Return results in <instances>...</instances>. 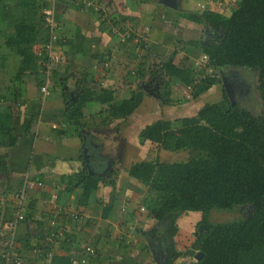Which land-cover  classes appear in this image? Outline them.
I'll return each mask as SVG.
<instances>
[{
  "label": "crops",
  "instance_id": "crops-1",
  "mask_svg": "<svg viewBox=\"0 0 264 264\" xmlns=\"http://www.w3.org/2000/svg\"><path fill=\"white\" fill-rule=\"evenodd\" d=\"M83 1H88L89 5ZM185 1V7L174 0L170 6L161 9L158 0H58L55 7L57 40L53 52L59 60L49 72L50 95L46 97L40 92L46 82L45 54L42 53L46 43L37 40L32 47L37 70L20 72L21 57L6 45V39L13 31L11 23L9 20L0 22V110H9L12 123L19 131L17 123L24 116L35 118L28 134L21 132L13 147L0 149L7 153L8 165L7 174L0 173L3 176L0 193L14 194L25 178L42 182L41 187L27 193L26 208L34 215L43 214V220L22 221L14 233L15 251L25 263L50 264L53 256H59L71 264H157L155 257L162 255L164 261L171 245L173 251L181 254L172 264L194 262V255L199 250L189 251L195 243L190 234H196L192 228L201 225L202 214L183 213L176 221L177 234L170 237L167 224L150 218L142 205L146 187L128 175L131 165L150 161L136 160L146 146L158 150V158H168L173 153L141 138L140 132L157 121L173 123L191 117L183 114L191 105H200L204 98L192 100L186 96L187 99L180 101L172 91L171 100L161 101L158 95L148 93L150 88L146 87L153 75L148 68L158 59L165 39L175 33L171 24L177 19L169 15V9H174L173 4V7L178 6L179 15L181 11H190L192 3H196V10L197 5H204L201 4L203 0H194L189 5L188 0ZM15 3L16 0H0L6 10L15 8ZM36 4L41 7L37 1ZM135 6L136 10L131 11ZM131 25L137 34L135 30L127 29ZM142 30H146L147 42L140 51L143 42L137 38ZM106 56L110 61L109 67L104 69L101 63ZM41 75L44 82L40 86ZM61 79L64 82L59 86ZM155 82L154 78L152 85ZM221 89L216 84L207 92L220 101L221 92L219 98L216 95ZM138 90L143 96L130 116H108L110 105L130 98ZM81 91L92 93V96L84 108L83 128L79 130L67 123L65 105L67 101H74ZM113 123L118 135L109 140V125ZM174 132L176 136L186 134L184 130ZM111 142L115 146L110 153L107 147ZM158 158L155 160L159 161ZM82 162L89 172L103 178L94 191L86 192L83 187L75 186L69 188L64 180ZM112 170L117 173L113 178L114 187L107 184L109 178L106 177ZM10 203L12 210L5 206L0 219V254L6 239L10 238L8 232L1 230L3 223L12 219V200ZM55 204L73 207L78 218L58 215L55 217L56 229L49 231V227H55L47 220ZM50 232L56 237L47 241ZM182 235H188L185 247L181 243ZM87 247L92 248L93 255L86 252ZM188 255L192 261H178L189 258Z\"/></svg>",
  "mask_w": 264,
  "mask_h": 264
},
{
  "label": "trees",
  "instance_id": "trees-1",
  "mask_svg": "<svg viewBox=\"0 0 264 264\" xmlns=\"http://www.w3.org/2000/svg\"><path fill=\"white\" fill-rule=\"evenodd\" d=\"M210 1L202 10L179 13L182 20L211 31L209 40L186 42L199 49L207 61L203 66L187 68L174 63L172 55L152 72L159 86L156 94L161 101L171 100L172 92L165 88L177 83L190 90L192 100H198L212 86H221L220 70L246 68L256 72V89L264 103V0H234L235 8L228 15L217 12ZM15 6L6 10L0 4V22L9 20L13 29L6 45L21 57L20 72L35 71L37 58L32 47L37 40L44 44L49 39L42 8L36 0H16ZM205 69L211 74L205 75ZM41 76L40 86L44 82ZM59 82L61 86L64 80ZM220 92V101L204 104L196 115L173 123L157 121L140 132L141 138L165 151H187L186 159L164 164L157 160L138 162L129 167L128 175L146 187L142 205L150 218L167 224L170 237L177 234L176 221L183 213L200 212L199 224H209L206 233L196 229L198 239L193 248L203 254L190 264H264V116L253 115L241 104L231 102L223 89ZM91 96L81 91L74 101L66 102L68 124L83 128L84 108ZM142 96L138 90L130 98L113 103L108 116H130ZM34 122L35 118L24 116L17 123L19 131L9 110H0V149L13 147L19 134H28ZM176 129L186 134L176 136ZM81 164L64 177L65 182L69 188L96 190L103 178L89 172L85 162ZM7 172V153L0 152V173ZM116 175L113 170L107 173L109 186L114 187ZM238 208L242 210L237 220L211 223L207 219L213 210ZM8 209L12 210V203ZM29 219L35 220L34 214L25 207L24 221ZM56 227H49V231ZM173 248L171 245L163 264H172L181 255ZM61 262L71 264L59 256H53L50 264Z\"/></svg>",
  "mask_w": 264,
  "mask_h": 264
},
{
  "label": "rangeland",
  "instance_id": "rangeland-1",
  "mask_svg": "<svg viewBox=\"0 0 264 264\" xmlns=\"http://www.w3.org/2000/svg\"><path fill=\"white\" fill-rule=\"evenodd\" d=\"M163 1L165 0H158V5L161 7V9H164L166 6V4H163ZM170 2L168 3H172L174 2V0H168ZM177 1V0H176ZM182 1V3H181ZM204 4L208 1V0H203ZM162 2V3H161ZM178 2L183 5L184 7L186 6V1L185 0H178ZM185 2V3H184ZM194 2V0H188V5L190 3ZM103 3V1H102ZM106 4V2H105ZM109 4V2H108ZM171 5V4H170ZM169 5V6H170ZM204 5H197V8H199V10H202L204 8ZM212 8H216L217 12H221L224 13L225 15H228L234 8V0H211L210 4H209ZM110 6V4H109ZM174 4L172 5V8L174 9H169L170 10V14L172 17H174L175 19H177V21L174 24H171V27L174 29L175 33L173 35H169V37H167L163 43V48L162 51L160 52V54L156 57V60L154 65L149 67L148 69H150L151 71H155L159 65L165 61H167L172 55H173V61L174 63H176L179 66H184L187 68H192V67H200L204 65V62H202L203 59V55L201 54L199 49H194L190 46L186 45V42L191 41V40H200V39H204V40H209L212 37L211 31L209 29H207L204 26L201 25H197V24H189V22L185 21V20H180L179 19V15L178 12L179 7H173ZM192 8L189 7L190 11H195L196 10V3L193 5L192 3ZM164 7V8H162ZM182 8V7H181ZM136 10V6L131 10V11H135ZM188 10V9H187ZM152 11H153V7H152ZM168 12V11H167ZM177 27V28H176ZM127 29L129 30H135L134 32L137 34V31L134 27L128 26ZM146 30H142L140 37L137 38L140 41L142 40V44L140 45V51L142 49H144L143 45H146V34H145ZM139 33V32H138ZM139 35V34H138ZM143 46V47H142ZM137 53V52H136ZM175 53V54H174ZM152 60V61H154ZM157 66V68H156ZM203 68V67H202ZM223 71L224 75H228L231 74L232 78L235 79V82H237L238 84H240L243 89L241 90L242 92L237 94V102L239 104H241L244 108H246L248 111H250L253 115L256 116H264V103L263 101L259 98V94L258 91L256 89L257 87V75L256 72L250 70V69H241V68H236V69H229L226 68ZM204 74L205 75H209L211 74L210 70H204ZM220 72H219V76H220ZM164 82H170L168 78H164L163 79ZM168 88V89H167ZM165 90L167 92L169 91H173L174 93V97L179 96L180 97V101L187 99L186 96H189L190 94V90L188 88H185L183 86H180L177 83H169L168 86L165 88ZM164 90V91H165ZM208 95V96H206ZM206 95H203L204 98L201 99L200 101V105L203 106L204 104L207 103H213L215 102L217 99H214V95L207 92ZM219 93L218 95H216V98H219ZM212 98V99H211ZM234 98V97H233ZM188 101V100H187ZM199 104L196 105H191V107L187 110L186 114H183V116H194L196 115L198 109L201 107ZM109 130L110 133L107 134V139L112 140L115 136L118 135L117 131H115V124L113 123V125H109ZM178 135H180L178 133ZM112 146L114 147L115 145L111 143H109L108 147H107V151H109L111 153L112 150H114V148H112ZM146 150L142 151V155L137 157L136 160H147L149 159L150 161H154L156 159V157H159V151L154 150L153 146H146L145 148ZM151 152L150 154L148 153L149 151ZM140 155V154H139ZM153 155V156H152ZM188 156L187 151H177V152H173L172 154H170V156L168 158L164 157V158H158L159 162L161 164L164 163H169V162H174V161H180V160H184L186 159ZM93 161V160H92ZM93 170H97L95 167H92ZM2 175V174H0ZM0 179H3V176H0ZM1 182V181H0ZM2 184H0V187L2 188ZM9 194V193H8ZM11 195V194H9ZM11 200H8L5 204V206H8L10 204ZM241 210L242 209H234V210H227V211H221V210H213L209 213L208 215V221L211 223H224L227 221H233V220H237L241 217ZM1 212V211H0ZM5 212V210H4ZM3 212V213H4ZM0 213V219H2ZM6 215V214H5ZM194 215V214H192ZM182 226V224L180 225V227ZM196 228L194 229L192 228V231L196 233ZM2 232H6L7 229H3L1 227ZM192 239L197 240L198 236L194 233L190 234ZM187 236L188 235H182L181 237L183 246L185 245V243L188 242L187 240ZM192 240V241H194ZM180 245V242H177ZM185 247V246H184ZM193 250V246H190L189 251ZM189 258L185 259V260H178V261H182V262H190L192 261V257L190 255H188Z\"/></svg>",
  "mask_w": 264,
  "mask_h": 264
},
{
  "label": "built area",
  "instance_id": "built-area-1",
  "mask_svg": "<svg viewBox=\"0 0 264 264\" xmlns=\"http://www.w3.org/2000/svg\"><path fill=\"white\" fill-rule=\"evenodd\" d=\"M38 4H40L42 8V14L44 17V23L45 27L48 30L49 39L48 42L43 46V51L45 54L44 58V66H45V74H46V82L40 87V92L43 97L49 96V76L50 71L53 68V65L55 62L59 60V57L55 55L53 52V44L57 40L56 32L58 29V24L55 20V7L58 0H36ZM83 3L88 6V1H83ZM101 9L103 8V5H99ZM120 32V30H118ZM121 37H125V34L120 33ZM41 55V54H40ZM109 57L106 56L105 60L101 63V67L106 69L109 67ZM207 59L205 56H203L202 62H206ZM51 128L55 129V126L52 125ZM42 182L39 179H28L25 178L22 181L21 186L15 192L14 194H11V197H9V194L6 193H0V211L3 214L5 210V204L6 202L11 199L13 202V211H12V219L9 221H5L2 225V228L7 229L6 232H8L10 235L9 239H6V242L4 243L3 251L0 254V264H28L25 263L22 257L15 251L14 246V233L22 221H24L25 217V207H26V200H27V193L34 190L36 187H41ZM55 200V197H53ZM56 213V214H55ZM43 214L37 213L34 215V218L37 220H43ZM53 215V216H52ZM58 215H62L64 217H69L71 219H77L78 213L73 207H61L57 204L52 206V209L50 211L48 223L51 226L55 227L57 224L55 223V217ZM59 226V225H58ZM56 237L54 232H50L47 241L50 239ZM86 252H88L90 255L94 254V251L91 247H87ZM84 261H82L83 263Z\"/></svg>",
  "mask_w": 264,
  "mask_h": 264
},
{
  "label": "flooded vegetation",
  "instance_id": "flooded-vegetation-1",
  "mask_svg": "<svg viewBox=\"0 0 264 264\" xmlns=\"http://www.w3.org/2000/svg\"><path fill=\"white\" fill-rule=\"evenodd\" d=\"M220 84H221V87H222V89H223V91H225V89H224V86L222 85V78H224V80H226V85H229L231 88L229 89V94H230V96L228 97V95H227V97L231 100V102H237V94H239V93H241L242 91V89H243V87L240 85V84H238L237 82H235V79H233L232 78V76H231V74H228V75H224L223 74V71H221L220 70ZM154 77H155V75H152L151 77H150V81L152 82V81H154ZM148 83L149 85L150 84H152V83ZM157 83V81L155 82V84ZM155 84H153L152 85V87L154 88L155 86ZM161 85V84H160ZM157 86H158V84H157ZM156 86V90L155 91H157L158 90V87ZM144 88V90L146 89V87H143ZM220 91H218V93H219ZM222 95V94H221ZM221 98H222V96H220ZM234 97V98H233ZM238 103V102H237Z\"/></svg>",
  "mask_w": 264,
  "mask_h": 264
},
{
  "label": "water",
  "instance_id": "water-1",
  "mask_svg": "<svg viewBox=\"0 0 264 264\" xmlns=\"http://www.w3.org/2000/svg\"><path fill=\"white\" fill-rule=\"evenodd\" d=\"M166 5H170L168 2H164ZM222 80V85L224 86V89H225V93H226V95H228V97L230 96V94H229V89L231 88L229 85H226V80H224V78H222L221 79ZM155 87L153 88L152 87V84H147L146 85V87L148 88H150V91L148 92V93H150L152 96H155V97H157V94H156V86H157V83L154 85ZM208 229H209V224H207V223H205V224H201V225H199L198 226V228H197V230H198V232L199 233H206L207 231H208ZM202 252H200V251H198V252H196L195 253V255H194V262H197L200 258H201V256H202ZM155 259H156V263L157 264H163V258H162V255L161 256H159L158 258H156L155 257Z\"/></svg>",
  "mask_w": 264,
  "mask_h": 264
}]
</instances>
